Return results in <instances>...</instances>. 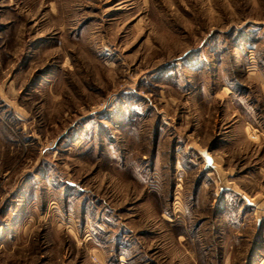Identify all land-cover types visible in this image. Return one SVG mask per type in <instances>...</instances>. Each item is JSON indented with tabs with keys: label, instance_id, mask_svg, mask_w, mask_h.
<instances>
[{
	"label": "rangeland",
	"instance_id": "374dc122",
	"mask_svg": "<svg viewBox=\"0 0 264 264\" xmlns=\"http://www.w3.org/2000/svg\"><path fill=\"white\" fill-rule=\"evenodd\" d=\"M259 263L264 0H0V264Z\"/></svg>",
	"mask_w": 264,
	"mask_h": 264
},
{
	"label": "water",
	"instance_id": "95a60500",
	"mask_svg": "<svg viewBox=\"0 0 264 264\" xmlns=\"http://www.w3.org/2000/svg\"><path fill=\"white\" fill-rule=\"evenodd\" d=\"M69 184H73L72 182H68Z\"/></svg>",
	"mask_w": 264,
	"mask_h": 264
},
{
	"label": "crops",
	"instance_id": "0c3cea01",
	"mask_svg": "<svg viewBox=\"0 0 264 264\" xmlns=\"http://www.w3.org/2000/svg\"><path fill=\"white\" fill-rule=\"evenodd\" d=\"M259 264H261V263H259Z\"/></svg>",
	"mask_w": 264,
	"mask_h": 264
}]
</instances>
